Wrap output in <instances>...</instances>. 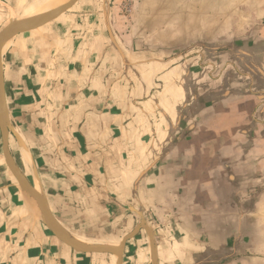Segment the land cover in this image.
<instances>
[{"label": "crops", "instance_id": "1", "mask_svg": "<svg viewBox=\"0 0 264 264\" xmlns=\"http://www.w3.org/2000/svg\"><path fill=\"white\" fill-rule=\"evenodd\" d=\"M101 1V13L80 0L9 44L7 106L27 149L10 136L15 162L34 184L33 161L53 215L84 242L118 246L140 223L131 209H141L159 264H257L252 214L238 204L242 173L264 156V0H234L228 10L221 0L182 4V29L196 28L188 43L203 46L162 61L116 32L110 10L123 59ZM116 263L60 242L1 150L0 264ZM123 264H152L144 230L127 242Z\"/></svg>", "mask_w": 264, "mask_h": 264}, {"label": "rangeland", "instance_id": "2", "mask_svg": "<svg viewBox=\"0 0 264 264\" xmlns=\"http://www.w3.org/2000/svg\"><path fill=\"white\" fill-rule=\"evenodd\" d=\"M36 1L17 0V6L13 8H9L7 3L6 5L0 3V25L2 26L7 19L5 25L9 20L28 14L34 9L32 4H35ZM231 1L233 3L234 0H221V8L228 10V8L239 7L231 5ZM94 2L97 5L96 10L101 13L102 1L94 0ZM109 3L115 31L124 32L123 35L127 34L130 39L136 40L135 47L150 58L162 61L168 57L185 55L191 48L203 46L197 43H188V41L194 40L196 28H190L187 32L182 29V4H185V8L189 6L196 9L198 0H109ZM89 8L95 9L92 6ZM225 18L231 17L227 15ZM222 23L227 24L223 21ZM188 32L189 34H187ZM1 150L0 133V152ZM261 162L259 167L253 166L252 172L242 173L246 178L248 188L243 190L247 191V194L242 192L241 195L245 197L246 204L238 205L242 212L247 215L252 214L254 257L260 264H264V156L261 158Z\"/></svg>", "mask_w": 264, "mask_h": 264}, {"label": "water", "instance_id": "3", "mask_svg": "<svg viewBox=\"0 0 264 264\" xmlns=\"http://www.w3.org/2000/svg\"><path fill=\"white\" fill-rule=\"evenodd\" d=\"M80 0H67L60 6L50 9L41 16L33 17L23 21L9 20V22L0 30V133L2 139V153L6 166L14 179L18 182L23 193L30 199L36 207L40 220L48 230L63 244L70 247L77 253L82 254H105L114 256L116 264H123L126 245L129 240L134 238L139 232L144 230L150 239L152 264H159L157 258L156 231L153 225L148 221L144 210L131 209L136 214L140 223L135 230L126 236L118 246L106 244H91L84 242L69 233L53 215L48 204L43 186L41 184L38 172L32 160H29V166L32 171L34 184H32L26 175L21 171L15 162L10 151V136L13 135L19 142L21 148L26 150L24 142L15 131L9 115L6 99V86L4 78V55L11 41L24 34L32 33L48 24L58 20L65 13L70 11ZM104 16L107 30L114 47L119 51L123 59L126 60L123 50L118 45L116 36L111 25L110 3L109 0H103Z\"/></svg>", "mask_w": 264, "mask_h": 264}, {"label": "bare ground", "instance_id": "4", "mask_svg": "<svg viewBox=\"0 0 264 264\" xmlns=\"http://www.w3.org/2000/svg\"><path fill=\"white\" fill-rule=\"evenodd\" d=\"M66 1L67 0H50L48 3H46L45 5L40 7L39 9L32 11V12H29L28 14L21 16L19 18H15L13 20L23 21V20H27V19H32L33 17H36V16H41V15L45 14L47 11H49L50 9H54Z\"/></svg>", "mask_w": 264, "mask_h": 264}]
</instances>
